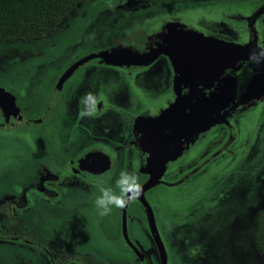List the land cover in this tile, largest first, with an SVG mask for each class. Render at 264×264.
I'll use <instances>...</instances> for the list:
<instances>
[{
    "label": "rangeland",
    "instance_id": "obj_1",
    "mask_svg": "<svg viewBox=\"0 0 264 264\" xmlns=\"http://www.w3.org/2000/svg\"><path fill=\"white\" fill-rule=\"evenodd\" d=\"M116 1L123 0H80L77 9L52 35L32 41H0V87L11 96L20 114L28 118L41 114L48 105L59 73L78 56L115 37L110 31L112 27L129 25L126 20L114 22L112 15L107 13L105 8ZM242 1L234 3L251 5L254 2ZM135 3L138 5L130 6L133 8L127 11L133 21L143 23L140 31L145 30L144 26L153 28L172 17L185 21L194 13L197 16L206 12L205 5H208L202 0H135ZM128 19L131 21L130 17ZM80 37L83 40L78 43ZM193 44L190 46H198ZM116 45L118 43L107 48ZM213 47L207 42L204 46L206 52L216 57L223 51H234L233 47ZM80 73L79 69L65 78L54 110L41 123L33 127L24 123L10 129L0 127V202H13L17 198L20 208H24L23 222L28 230L36 229L50 239L70 240L78 247L95 251L97 256L112 264L134 263L132 251L118 232L120 209L113 208L111 215L100 217L95 207L98 187L112 173L109 168L94 176L97 179L85 186L87 190L65 185L59 201L52 203L43 199L45 195L53 196L55 191L45 189L46 181L49 180L50 188H62L51 177L66 174L69 161H75L74 152L81 143L82 133L76 123L79 117L74 114H77L80 98L94 88H75V83L83 77ZM98 76L103 81L104 72ZM102 86L110 112L97 122L95 129L105 130L106 126L113 125L124 109L134 117L153 114L165 105L162 98L146 95L147 88L136 91L119 82H101ZM136 95L141 98L139 102L129 105ZM262 117L264 119V102L240 112L232 120L234 132L227 146L230 152L223 150L213 155L181 182L161 184L145 191L164 242L167 264H236L254 255L251 244L253 217L264 203V128L259 127ZM3 122L0 110V124ZM224 130L203 133V138L187 149L180 167L204 148L203 158H206L217 148L219 143L212 142ZM224 133L223 138L226 130ZM256 133L259 138L254 140ZM199 160L197 158L193 164ZM139 164L138 155H134L124 169L136 172ZM100 165V160H94L88 166H95L97 170ZM175 168L169 169L170 177L165 176V180L175 181L181 177L184 171L171 176ZM40 176L47 178L41 181ZM126 214L129 216L126 221L128 236L148 259V264H159L145 216L143 221L136 201L127 206ZM135 217L141 218L142 229L134 224ZM31 253V248L19 241L0 239V261L14 260L12 264H24L22 261H27L24 257H30Z\"/></svg>",
    "mask_w": 264,
    "mask_h": 264
},
{
    "label": "water",
    "instance_id": "obj_2",
    "mask_svg": "<svg viewBox=\"0 0 264 264\" xmlns=\"http://www.w3.org/2000/svg\"><path fill=\"white\" fill-rule=\"evenodd\" d=\"M206 42V37L186 27L184 23L165 21L157 31L147 37L142 49L118 44L85 55L72 62L59 75L53 85L48 105L35 118L20 114L11 96L0 87V110L4 120L0 127L10 129L21 123L33 127L54 110L65 78L84 65L89 58L98 57L103 64L119 66L127 71L145 66L158 53H164L169 58L174 81L172 100L153 114L142 113L132 117L129 127L130 145L137 150L142 159L137 171L145 176L141 182L143 191L137 201L142 206L159 264H166V251L151 206L145 199V191L161 184L178 183L195 171L196 168L172 183L162 179L166 167L180 162L187 149L201 134L225 124L229 129L228 142L233 133V128L229 124L231 115L264 96V63L260 64L259 71L244 85L241 87L237 85L234 73L238 71V61L248 58L245 55V52H248L247 45L233 47L234 51L230 55L229 52L223 51L216 57L206 52L204 48ZM193 43L198 46L191 47ZM215 153L216 151L211 156ZM94 160H100L101 165L97 170L95 167V172L89 177L100 175L110 166V158L102 152L88 153L78 166L88 167ZM263 205L264 203L259 209ZM120 234L125 244L143 263L139 248L131 242L127 234L126 208L120 209Z\"/></svg>",
    "mask_w": 264,
    "mask_h": 264
},
{
    "label": "flooded vegetation",
    "instance_id": "obj_3",
    "mask_svg": "<svg viewBox=\"0 0 264 264\" xmlns=\"http://www.w3.org/2000/svg\"><path fill=\"white\" fill-rule=\"evenodd\" d=\"M202 1L208 4L205 5V9H204L205 11L207 10L206 12L199 13L197 16L194 13L192 14V16H190V18L185 20L186 22L181 20L180 18H174V17L170 18L169 21H179L186 24L187 27L192 28L193 30L201 33L204 37H206L207 43L210 46H215L213 48L216 49H220L223 47L228 48V47H236L240 45H247L246 47H248V52H245V55L249 57L250 51H253L259 47H264V0H254V2L252 1L251 5L250 3L243 5H236L234 3V2L242 3L243 2L242 0H235V1L228 0V2L230 3H227L225 0H202ZM79 3L76 4L75 8L69 13V15L74 10L77 9ZM136 5L138 4L135 3V0H123V1H116L115 3L112 4L110 8H105L107 13L110 14V16L112 15L111 19L114 22L126 20V22L129 23V25L126 27L124 26L112 27L110 31H113L112 34L115 35V37L111 38L106 42H103V44L98 45L95 48H92L82 56H78L75 60L117 43L118 44L122 43L123 45H131L136 49H142L147 37L150 34L157 31L160 28V25L163 23V21L165 22V20L159 22V24L153 28L150 27L147 28V26H144L145 30L140 31L141 24L143 23L138 24V22L133 21L131 19V16L128 15V11H127L133 8L130 6H136ZM125 10L127 11L126 13ZM119 12H123V13L118 15ZM69 15L66 18H64L63 21H61V23L58 26H60L69 17ZM129 17L131 21H129L128 19ZM84 25L85 24L82 23V26ZM82 40H83L82 37H80L78 43L82 42ZM230 53L228 54L230 55ZM75 60H73L72 62H74ZM238 62H239V68L238 71L234 73V75L236 77L237 85L241 87L251 78L252 75H254L259 71L260 64L250 63L248 58L239 60ZM68 66H66L59 73V75ZM79 69L81 70L80 74L81 75L83 74V77L82 79H80L79 82L75 83L76 85L75 88L79 86H83L85 88H88L90 86L94 88V90L92 89L91 92L96 95L99 101L97 107V115L94 118L82 119L78 114L81 105L80 104L78 105V108L75 111L77 112V114H74V116L79 117V120L76 119V123L80 127L79 130L81 131L82 136L80 141L81 143L78 149H76L77 151L74 152L75 161L73 160L69 161L70 167L66 172V174L64 175L62 174V176H56V178L51 177V179L57 180L56 183L60 184L62 188L59 187L54 188L53 186L50 188L48 186V184L50 183L49 180L46 181L45 184L47 186L45 187V189L47 191L50 190H55V191L53 196L45 195L43 197V199L46 200L45 202L48 201L54 203L62 199L64 192L63 191L61 192V190H64L63 186L65 185L72 186V189L76 188L75 186H77L79 190L82 188L87 190L85 186L89 183L95 182L97 178H95L94 176L89 177L93 172H95V166H91V167L88 166L85 168H81L78 166L79 162L87 153L96 152V151L103 153L106 152L114 153L113 156L111 155L109 156L110 158L109 169L112 171V173L114 171L116 172L120 169H124L126 164L131 162V159H133L134 155H138L137 150L130 145L131 137H130L129 127L132 116H129L127 114V109H124L122 113L118 114V118H117L118 120L114 122L113 125H111L110 127L106 126L105 130L99 127L95 129L97 126V122L105 118L108 112H110V106L105 98L106 95L104 92V86L101 87V82L108 84L113 82H119L121 84H125L129 87H132L136 91L142 90V88H147L148 92L146 95H149L152 98H162L165 101V105L173 98V87H174L173 68L169 58L164 53H158L145 66L131 71H127L126 69L119 66L103 64L100 62L98 57L89 58L84 65L80 66L76 70ZM76 70H74L73 72H75ZM102 71L104 72V76L102 78L103 81H100L98 73ZM72 73H70L66 77V79ZM59 75L57 76V78L59 77ZM87 77H89V80H85ZM138 99L141 98L140 96L138 98V96L136 95L135 100H133L129 105L139 102ZM262 102H264V97L261 98L260 100L252 101V103L247 107H245V109L237 111L234 114H232L231 117L229 118V124L232 126L233 130H234V126L232 124V120L235 116H237L240 112H244L245 110L253 109L256 105ZM263 120L264 119L262 117V121L259 124L260 129L264 128V124H262ZM219 128H223L226 130V137L223 138L225 135L224 133L225 130H224L222 134L218 137V139L212 142V143H219L217 148L213 152H211L206 158H203L206 149L205 148L201 149L200 152L193 154V157L189 162H186V164H184L183 167H180V165L183 163L186 157L185 155L180 162L173 163L166 167L162 179L168 183L174 182L164 179L165 176L169 175L170 177L169 169L172 167H176V168L175 170L172 169L171 176H174L175 173H179V172L181 173L184 171L181 177L178 178L181 179L192 169L196 168L195 171L198 170L207 161V159L212 157L211 154H213L215 151H216L215 153L216 155L220 154L223 150L230 152V150L227 149V146L230 143V141L227 142L228 134H229L228 126L225 124H221L217 126L215 129H219ZM204 134L199 136L196 142L201 140ZM258 136L259 134L256 133V139L254 138V140H257L259 138ZM207 147L208 146L206 145V148ZM197 158H200L201 160H199L197 164H193V162ZM139 163L140 164L142 163V159L140 157H139ZM43 170H46V168H44ZM139 176H140V181L142 182L145 176L144 175H139ZM40 178L42 181L44 178L47 177L40 176ZM162 185H166V184H162ZM56 196H59V198H55V199L50 198ZM12 201L13 202L9 201L10 216L14 218L16 216L15 212H18L22 215V218L24 220L23 217L24 208L23 207L20 208L21 205H19L17 198L13 199ZM136 203L138 205L140 215L144 221V213L142 206L137 200ZM127 215L128 214H126V221L129 218V216ZM134 222H135L134 224H136L137 226L140 227V229H142V225L139 224V222H141L140 217L139 218L135 217ZM24 228L28 232L34 233L39 237L48 240L51 244L53 243L59 247L55 251V255H51V253L49 252V250L45 245L38 244L37 242H34L27 238L6 234L5 229L4 228L1 229V231L4 232L0 233V239L16 240L31 248L32 250L31 256L24 257L25 259H27V261H22L24 264H35V263L38 264L39 262L40 264H94L96 263V261H99L102 264H112L104 260L102 256H97L95 251H92L91 249H87V248L78 247L75 245L74 242L70 240L68 241L59 238L58 239L56 238V240L50 239L46 236H42L41 233H38L36 229L28 230L26 228V225H24ZM118 232L120 233V231ZM131 242L134 243L135 241L131 240ZM251 242H252V238H251ZM162 243L164 245L163 240ZM251 244H253V242ZM252 252H254V255L253 254L251 255L250 260L248 258L247 261L244 262L238 261L236 264H264V257L256 251L255 246L254 249L252 248ZM141 254L143 257V263H141L133 253L134 263L130 261L129 264H148V259L145 257V255L142 252ZM32 260H34L35 262H30ZM167 260L168 258L166 253V264H167ZM13 261L10 262L0 261V264H12Z\"/></svg>",
    "mask_w": 264,
    "mask_h": 264
},
{
    "label": "trees",
    "instance_id": "obj_4",
    "mask_svg": "<svg viewBox=\"0 0 264 264\" xmlns=\"http://www.w3.org/2000/svg\"><path fill=\"white\" fill-rule=\"evenodd\" d=\"M80 0H0V41H32L52 35L58 25L75 8ZM9 201L0 202V233L30 239L45 245L51 255L59 248L48 240L28 232L22 215L9 214ZM252 242L256 251L264 257V205L254 217ZM3 227V228H1ZM94 264H102L96 261Z\"/></svg>",
    "mask_w": 264,
    "mask_h": 264
},
{
    "label": "clouds",
    "instance_id": "obj_5",
    "mask_svg": "<svg viewBox=\"0 0 264 264\" xmlns=\"http://www.w3.org/2000/svg\"><path fill=\"white\" fill-rule=\"evenodd\" d=\"M249 62L253 64L264 63V47L249 52ZM98 99L92 92H86L79 100L81 105L79 116L94 118L97 115ZM113 176L115 179L113 180ZM143 186L139 175L135 171L120 169L111 173L98 187L95 198V207L100 217L111 215L113 208L124 209L139 199Z\"/></svg>",
    "mask_w": 264,
    "mask_h": 264
}]
</instances>
